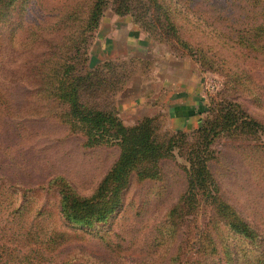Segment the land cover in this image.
<instances>
[{"label": "trees", "instance_id": "1", "mask_svg": "<svg viewBox=\"0 0 264 264\" xmlns=\"http://www.w3.org/2000/svg\"><path fill=\"white\" fill-rule=\"evenodd\" d=\"M29 1L0 0V127L6 118H40L54 123L66 136L79 138L83 151L117 150L113 163L89 196L78 194L63 177H54L48 182L58 197L60 219L80 228L105 222L120 209L123 194L131 185L164 181L163 163L171 162L179 168L175 159L181 157L189 165L181 167L184 191L156 228L155 243L171 246L172 264H264V235L225 200L209 169L214 159L212 145L226 138L236 145L234 150L241 161L254 165L249 177L263 186L264 125L249 116L239 103L230 100L216 109L218 114L212 120L205 119L200 127L190 131L165 128V117L159 113L128 125L120 118L118 96L131 88L136 77L151 79L154 59L123 55L102 59L90 67L87 54L92 33L107 6H111L116 16H129L142 30H146L145 24L152 25L148 34L158 42L181 43L188 51H196L201 64L228 61L230 78L234 80H229L226 92H235L240 81L250 80L236 52L242 53L243 49L252 52L245 54L251 60L264 55V0H252V12L243 8L252 15L253 22L249 29L225 36L229 53L218 61L211 46L220 41L203 43L195 35L207 32L198 0H177L175 10L172 0H91L78 19L73 18L78 14H72L67 4L49 24H42L45 27L36 25L28 31L25 24ZM178 8L182 18L191 24L187 30L196 37L181 31L185 25L177 19ZM209 8L212 12L222 10L217 5ZM76 20L77 26L71 27L70 23ZM58 26L66 34L42 38V34L59 32ZM179 33H184L186 38L179 37ZM24 34L28 37L20 39ZM11 82L23 86L20 92L8 91L7 83ZM207 105L206 114L212 109V100ZM17 127L18 130L25 128L20 123ZM7 146L0 141V157L11 155L12 152L8 155L4 150ZM13 202L15 199L1 184L0 209L6 205L11 207ZM26 205L22 200L13 208V213L21 217ZM200 216L203 217L201 224L198 223ZM24 236L31 241L39 239V235L28 230ZM49 238L48 243L57 240L56 235L54 240L53 236Z\"/></svg>", "mask_w": 264, "mask_h": 264}, {"label": "rangeland", "instance_id": "2", "mask_svg": "<svg viewBox=\"0 0 264 264\" xmlns=\"http://www.w3.org/2000/svg\"><path fill=\"white\" fill-rule=\"evenodd\" d=\"M176 1H171L173 10ZM198 1L204 12L202 24L207 23L203 28L207 32L195 35L203 43L220 41L211 46L218 61L229 53V41L225 36L250 28L253 17L245 10L252 12L254 5L252 0ZM90 3L91 0H71L70 3L30 0L25 28L29 31L36 25L45 27L67 4L72 14H78L73 18L78 19ZM215 5L222 10L212 12L209 6ZM178 12L179 23L185 25L181 31L192 34L187 30L191 24L182 18L179 8ZM218 15L221 17L217 18ZM76 24L77 20L70 26ZM145 25L146 30H142L129 16H116L111 6H107L87 49L90 67L102 59L123 55L154 59L151 79L136 77L131 88L118 96V112L126 124L132 125L142 117L159 113L165 117V128L190 131L200 127L205 119L212 120L218 114L216 109L230 100L239 103L249 116L264 125V55L251 60L245 54L252 52L245 49L242 53L236 52L250 80L240 81L238 91L226 92L229 80H234L230 78L228 61L201 64L196 51H188L181 43L158 42L156 37L149 35L152 25ZM62 31L61 27L59 32L41 36L46 39L61 37L66 34ZM26 35H21L20 39H26ZM179 37L184 39L186 35L179 33ZM7 84L8 91L13 93L23 88L20 83ZM211 100L212 109L206 114L207 103ZM19 123L25 128L18 130ZM0 141L8 145L4 147L8 155L12 152L8 158L0 157V185L4 184L8 195L15 199L11 207L6 205L0 209V264H172L171 246L158 245L153 238L165 214L183 194L185 184L181 167H189L183 158L175 159L180 169L174 163H163L164 181L131 185L123 194L120 209L105 222L80 228L60 219L58 197L53 188L48 187V182L54 177H63L78 194L89 196L113 163L117 150L83 151L79 138L66 136L54 123L40 118L4 119ZM235 148L232 141L218 139L212 145L214 159L209 169L225 200L264 235V183L261 186L260 182L252 181L249 176L251 165H254L248 166L246 161H241ZM22 200L27 205L18 217L13 208ZM202 221L200 216L198 223ZM27 230L39 235V239L31 241L28 236L22 237ZM54 235L56 242L48 243L50 236L54 240Z\"/></svg>", "mask_w": 264, "mask_h": 264}, {"label": "crops", "instance_id": "3", "mask_svg": "<svg viewBox=\"0 0 264 264\" xmlns=\"http://www.w3.org/2000/svg\"><path fill=\"white\" fill-rule=\"evenodd\" d=\"M192 109V108H191ZM193 110H194V107H193ZM188 111V110H187ZM153 114H151V115H148V116H152Z\"/></svg>", "mask_w": 264, "mask_h": 264}]
</instances>
